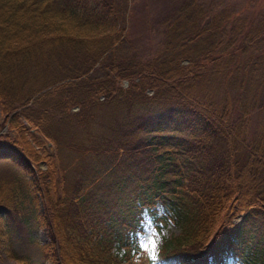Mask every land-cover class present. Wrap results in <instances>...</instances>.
Listing matches in <instances>:
<instances>
[{"label":"trees","instance_id":"trees-1","mask_svg":"<svg viewBox=\"0 0 264 264\" xmlns=\"http://www.w3.org/2000/svg\"><path fill=\"white\" fill-rule=\"evenodd\" d=\"M127 2L0 0L1 107L31 98L36 107L10 118L20 134L19 116L44 135L55 130L56 146L57 130L80 125L59 152L87 159L67 188L55 146L54 167L37 173L43 256L129 264L141 211L156 212L158 202L163 216L155 217L178 226L159 244V264H215L226 254L264 264V9L251 18L228 8L209 15L197 0H181L159 47L140 57L125 46ZM43 70L50 83L22 90ZM99 106L109 109L102 122ZM17 139L0 141V158L24 173L32 155Z\"/></svg>","mask_w":264,"mask_h":264},{"label":"rangeland","instance_id":"rangeland-1","mask_svg":"<svg viewBox=\"0 0 264 264\" xmlns=\"http://www.w3.org/2000/svg\"><path fill=\"white\" fill-rule=\"evenodd\" d=\"M181 0H128L126 9V41L125 46L130 52L137 56L146 57L152 55L159 47L162 41V32L165 29V20L167 15L176 7ZM207 14H212L221 8H228L231 16H242L251 18L256 13L264 9V0H197ZM37 73V72H35ZM51 72L43 70L41 73L34 74V77L27 78L21 83L24 91L41 87V84L50 83ZM61 73V72H60ZM59 73V74H60ZM121 85L125 86L126 81L123 80ZM49 86H46L47 88ZM44 90V89H42ZM40 90V91H42ZM151 93V89L146 90ZM33 97V96H32ZM102 99V95L97 97V101ZM24 106H34L36 103L31 98L21 104L15 103V108L5 111L0 105V141L3 139H14L23 145L24 149L30 152V170L22 173L18 167L4 158H0V264H19L20 260L15 257L25 256L34 264H49L41 250V245L48 241L47 229L43 223V204L40 199L39 182L37 181V173L46 170L47 167L52 169L53 162L52 152L54 146L58 149L61 164L64 166V185L69 187L76 182L79 167L87 162L85 155L80 151H67L60 148H66L69 143L70 134H80V125H75L69 129L62 128L57 130L58 142L65 146H56L55 140L51 134L55 130L47 128L50 135H44L42 130L28 119L19 116L21 125V134L17 130L14 119L10 118L13 112H17ZM99 106L95 109L98 115L96 119L102 122V116H106L109 109ZM76 105L70 106L67 110L69 113L77 111ZM234 112V110H233ZM109 114V113H108ZM102 115V116H101ZM235 112H234V114ZM82 116V115H81ZM92 116L87 113L86 118ZM85 118V119H86ZM17 120V119H16ZM87 120V119H86ZM84 120V121H86ZM97 123V120H96ZM83 125V124H82ZM50 127V126H49ZM96 129H100L97 124ZM73 130V131H72ZM72 132V133H70ZM19 134V135H18ZM70 149V148H69ZM143 166V164H141ZM48 179V178H47ZM26 184L29 188L26 191ZM29 195L35 197L32 203ZM156 212L150 213L143 207L141 211V230L136 232V241L145 243V246L152 247V242L159 240L161 243L166 238L178 231V226L171 218L164 217L158 219L155 215L163 216V208L157 202L155 205ZM34 214L41 220L36 222ZM240 214L233 216V222H238ZM220 221L222 227L225 220ZM7 247H10L14 255L8 254ZM215 264H243L235 254H226L220 258Z\"/></svg>","mask_w":264,"mask_h":264},{"label":"clouds","instance_id":"clouds-1","mask_svg":"<svg viewBox=\"0 0 264 264\" xmlns=\"http://www.w3.org/2000/svg\"><path fill=\"white\" fill-rule=\"evenodd\" d=\"M130 255L129 264H159V240L156 241L155 248L147 247L144 242L137 240Z\"/></svg>","mask_w":264,"mask_h":264},{"label":"snow or ice","instance_id":"snow-or-ice-1","mask_svg":"<svg viewBox=\"0 0 264 264\" xmlns=\"http://www.w3.org/2000/svg\"><path fill=\"white\" fill-rule=\"evenodd\" d=\"M156 247V241H153L152 242V248H155Z\"/></svg>","mask_w":264,"mask_h":264}]
</instances>
